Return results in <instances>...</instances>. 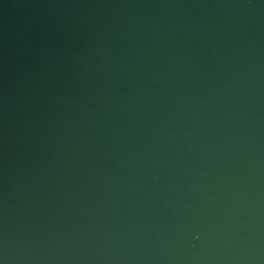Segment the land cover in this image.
Segmentation results:
<instances>
[{
	"label": "water",
	"instance_id": "1",
	"mask_svg": "<svg viewBox=\"0 0 264 264\" xmlns=\"http://www.w3.org/2000/svg\"><path fill=\"white\" fill-rule=\"evenodd\" d=\"M0 264H264V0H0Z\"/></svg>",
	"mask_w": 264,
	"mask_h": 264
}]
</instances>
